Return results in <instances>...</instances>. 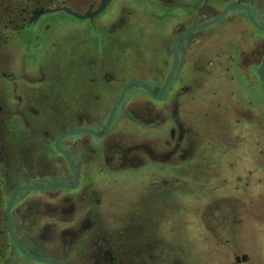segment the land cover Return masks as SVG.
Here are the masks:
<instances>
[{
	"label": "rangeland",
	"instance_id": "1",
	"mask_svg": "<svg viewBox=\"0 0 264 264\" xmlns=\"http://www.w3.org/2000/svg\"><path fill=\"white\" fill-rule=\"evenodd\" d=\"M97 1L54 0L48 7L71 3L83 10ZM132 1L130 10L138 20L131 28L105 23L107 16L87 20L64 11L43 14L39 22L27 21L11 32L0 25V155L5 165L0 229L6 227L4 208L13 186L54 168L53 158L58 163L55 152L47 153V133L80 125L78 90L84 80L94 74L95 84L103 85L114 73L124 76L142 73L149 63L163 65L168 29L152 15L155 7L147 0ZM235 91L225 90L220 96L225 107L210 109L208 117L201 113L204 106L192 105L171 142L177 166H147L141 175L128 176L132 184L116 190L99 183L90 214L75 228L80 237L73 238L66 253L99 264H264V143L258 152L252 146L264 138V122L251 117ZM241 108L243 119L236 123L231 115ZM167 128L164 124L143 133L160 135ZM24 204L27 218L45 208L30 198ZM33 231L50 243L47 251L60 261L66 239ZM18 255L23 264L34 263Z\"/></svg>",
	"mask_w": 264,
	"mask_h": 264
},
{
	"label": "flooded vegetation",
	"instance_id": "2",
	"mask_svg": "<svg viewBox=\"0 0 264 264\" xmlns=\"http://www.w3.org/2000/svg\"><path fill=\"white\" fill-rule=\"evenodd\" d=\"M99 2L90 3L83 10L78 6L76 8L79 10L71 8V3L55 6L66 5L83 13L87 9L97 8ZM126 4L124 0H109L105 9L91 20L97 17L105 20L107 16L105 23L115 25L123 22L131 28L137 23L138 16L130 10L133 1L126 0ZM147 4L155 7L152 15L169 32L170 46L166 57L162 58L163 65L149 63L143 67L142 73L124 76L114 73L106 77L103 85L95 84L94 74L85 79L86 82L78 90L81 95L78 127L100 134L113 101L128 80L139 79L154 93H158L172 69L174 38L190 30L175 43L177 63L173 76L159 98H153L140 85L131 84L127 87L104 136L95 137L90 133L76 132L81 135L70 133L59 140V147L65 150L73 163L77 183L67 160L54 148V140L61 131L47 133V153L55 152L58 163L53 158L54 168L18 186L65 183L71 187L31 189L41 190L35 193L38 195H27L22 193L24 190L20 191L10 209L15 239L23 250L40 259L48 258L58 264H99L97 259L83 261L76 253H66L70 250L73 238L75 240L80 237L74 232L79 221L81 224L82 218L88 216L94 206L92 195L99 191L100 185L102 188L109 186L116 190L117 185L126 187L132 184L128 176L134 178L141 175L144 172L142 169L147 166H162L168 170L177 166L171 142L176 138L180 123L187 121L185 117L191 115L192 105L204 106L201 113L208 117L210 109L217 111L225 107L221 94L225 90L235 89L238 101L250 109L251 117L260 118L264 122V0H147ZM39 14L31 22H39L43 15ZM220 14L218 19L208 23ZM183 19L187 21L186 25H183ZM103 20L100 23L104 25ZM116 75L121 78L117 79ZM232 118L236 123L241 121L242 108L232 114ZM164 124L168 128L160 132V135L157 132L151 136L143 133V130L156 129ZM48 134L53 135L52 139ZM87 135L95 139H88ZM236 138L243 141L240 134ZM248 141L244 140L247 144L251 143V140ZM253 141L252 146L258 152L264 138ZM149 143H152L150 147ZM0 166H3L0 168L3 182L5 165L1 155ZM18 186H13L10 195ZM57 188H66L68 191ZM78 188L81 190L79 194L69 191ZM27 198L44 204L45 208L34 214L30 212L31 216L27 218L23 213ZM4 219L6 221L5 214ZM32 226L44 233L56 232L66 239L61 244L64 253L58 256L60 261L56 260V255L47 251L45 246H50V243L41 241ZM3 235L6 241H2ZM73 246H78V243ZM0 252V264H23L18 255L20 251L9 236L7 222L6 227L0 229ZM31 259L34 261L32 264H50Z\"/></svg>",
	"mask_w": 264,
	"mask_h": 264
},
{
	"label": "water",
	"instance_id": "3",
	"mask_svg": "<svg viewBox=\"0 0 264 264\" xmlns=\"http://www.w3.org/2000/svg\"><path fill=\"white\" fill-rule=\"evenodd\" d=\"M109 0H100L99 2V5L97 6V8L95 9H87L86 11H84L83 13H80L76 10H73L71 9L70 7L66 6V5H62V6H53V7H48V8H45L43 9L39 15H42V14H46V13H50V12H56V11H64L76 18H79V19H91L93 18L95 15L99 14L101 11H103L107 5ZM222 14L218 15L216 18H214L212 21L208 22V23H211L213 21H215L216 19H218ZM190 30H187V31H184L180 34H178L174 40H173V43H172V50H173V62H172V69L166 79V81L164 82L163 86L161 87V89L159 90L158 93H154L153 90L147 85L145 84L143 81L139 80V79H131V80H128L121 88L119 94L117 95V97L115 98V100L113 101L111 107H110V110L108 112V115H107V118H106V121H105V125H104V129L103 131L100 133V134H97L96 132L90 130V129H87V128H69L67 130H64L63 132H61L57 137L56 139L54 140V148L60 152L64 158L67 160L69 166L72 168L73 170V174H74V178H75V183H77V176H76V172L74 170V167H73V163L72 161L70 160L69 156L67 155V153L65 152V150L61 149L58 145L59 143V140L61 138H63L64 136L70 134V133H76V132H85V133H90L91 135L95 136V137H102L104 136L107 131H108V128H109V124H110V121H111V118H112V115L117 107V105L119 104L120 100L122 99V97L124 96L125 94V91L127 89V87H129L131 84H137V85H140L142 86L143 88H145L147 90V92L153 97V98H159L163 95V93L165 92V89L168 85V83L170 82L172 76H173V73H174V70H175V67H176V63H177V55H176V51H175V43L177 41V39L188 33ZM57 186H64V187H71L69 186L68 184H65V183H55V184H49V185H32V184H29V185H21V186H18L17 188H15L13 190V192L11 193V195L9 196L6 204H5V208H4V214H5V218H6V222H7V228H8V232H9V236L12 240V242L14 243V245L16 246V248L24 255H27L31 258H34L35 260H39V261H42V262H47V263H50V264H58L57 262L51 260V259H48V258H44V259H40L34 255H31L30 253L26 252L25 250H23L21 248V246L18 244L17 240L15 239V236H14V233H13V225H12V221H11V217H10V209H11V206L15 200V197L16 195L20 192V191H23V190H31V189H50V188H53V187H57ZM74 187V186H73Z\"/></svg>",
	"mask_w": 264,
	"mask_h": 264
},
{
	"label": "trees",
	"instance_id": "4",
	"mask_svg": "<svg viewBox=\"0 0 264 264\" xmlns=\"http://www.w3.org/2000/svg\"><path fill=\"white\" fill-rule=\"evenodd\" d=\"M55 1L58 2V0ZM52 2L54 0H0V25L6 32L15 31L27 21L33 20ZM11 7H13L12 14H9L8 11ZM2 21L4 22L2 23ZM3 34L4 32L0 33V42H2Z\"/></svg>",
	"mask_w": 264,
	"mask_h": 264
}]
</instances>
